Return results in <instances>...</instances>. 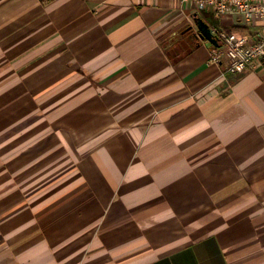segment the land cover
I'll use <instances>...</instances> for the list:
<instances>
[{"label": "crops", "instance_id": "1", "mask_svg": "<svg viewBox=\"0 0 264 264\" xmlns=\"http://www.w3.org/2000/svg\"><path fill=\"white\" fill-rule=\"evenodd\" d=\"M195 15L255 33L183 0H0V264H264V66L225 74ZM50 137L35 160L72 163L34 184Z\"/></svg>", "mask_w": 264, "mask_h": 264}, {"label": "built area", "instance_id": "2", "mask_svg": "<svg viewBox=\"0 0 264 264\" xmlns=\"http://www.w3.org/2000/svg\"><path fill=\"white\" fill-rule=\"evenodd\" d=\"M183 3L192 4L203 17L206 12L219 19L231 15L255 27L254 35L214 29L220 45L213 49L212 64H222L225 74L245 73L255 63L264 66V0H183Z\"/></svg>", "mask_w": 264, "mask_h": 264}, {"label": "rangeland", "instance_id": "3", "mask_svg": "<svg viewBox=\"0 0 264 264\" xmlns=\"http://www.w3.org/2000/svg\"><path fill=\"white\" fill-rule=\"evenodd\" d=\"M229 16H231V15H229ZM229 16H227V17H229ZM233 17L234 16H231V18H233ZM216 19H217L216 21L218 23V20L219 19L218 18H216ZM220 23L221 22H219V25L218 24L217 25L220 28H223ZM8 89H10V87H9V79L8 78L7 79H3V80L0 79V92H4V90H8ZM5 94H7V96L0 97V110L8 107L5 104H8L9 103V98L10 97L8 95H10V94H8V93H5ZM8 138H9V135L7 136V139ZM7 139H4V140H7ZM48 140H50L51 143L53 141V144H49L48 147L45 144L44 145H35L34 146L35 155L29 154V156H30L29 163L32 165V168H33V169H31L30 172H32L33 175L36 174V177H33L34 184H39L40 181H41V178H42V171H40L42 169L41 164L47 163L49 161V159H47V160H45L43 162H39V161H36L35 160L36 158H38L39 156H41V152H44V154H45V152L49 150L50 151V154H51L52 152H54L55 150H58V149H60L59 151H67V149H65L63 146L59 145V142L57 141V138L56 137H50ZM55 157H56V155H54V154L50 156V161L49 162H50L51 171L53 169L57 168L59 164H65V162H66V164L72 163V160H66L65 161V160H62V159H55ZM86 186H88V184ZM63 195H64V193L61 192L60 194H58L57 197L54 198L55 200L52 203V206L53 207L49 208L45 212V215L47 217H52V218L53 217H56L58 215V210L61 212V211L65 210L66 208H69V207L72 208L73 202H74L73 199H75L74 197H72L73 196V193L72 194H69L64 199L58 201L59 200V197H61Z\"/></svg>", "mask_w": 264, "mask_h": 264}, {"label": "water", "instance_id": "4", "mask_svg": "<svg viewBox=\"0 0 264 264\" xmlns=\"http://www.w3.org/2000/svg\"><path fill=\"white\" fill-rule=\"evenodd\" d=\"M194 23L197 30L195 31L194 27L193 35L198 40L206 41L209 48L218 47L220 45L217 35L214 34L209 24H207L201 17L195 15Z\"/></svg>", "mask_w": 264, "mask_h": 264}, {"label": "trees", "instance_id": "5", "mask_svg": "<svg viewBox=\"0 0 264 264\" xmlns=\"http://www.w3.org/2000/svg\"><path fill=\"white\" fill-rule=\"evenodd\" d=\"M228 34L238 33V34H246V35H254L253 32H251L250 27L248 26H233L230 28L227 32Z\"/></svg>", "mask_w": 264, "mask_h": 264}]
</instances>
